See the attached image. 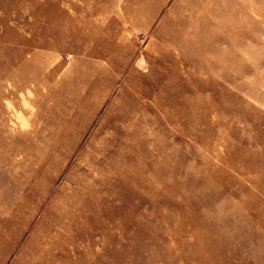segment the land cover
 <instances>
[{"label":"rangeland","instance_id":"obj_1","mask_svg":"<svg viewBox=\"0 0 264 264\" xmlns=\"http://www.w3.org/2000/svg\"><path fill=\"white\" fill-rule=\"evenodd\" d=\"M0 264H264V0H0Z\"/></svg>","mask_w":264,"mask_h":264},{"label":"bare ground","instance_id":"obj_2","mask_svg":"<svg viewBox=\"0 0 264 264\" xmlns=\"http://www.w3.org/2000/svg\"><path fill=\"white\" fill-rule=\"evenodd\" d=\"M209 4V3H208ZM233 7V6H232ZM238 29V28H237Z\"/></svg>","mask_w":264,"mask_h":264}]
</instances>
